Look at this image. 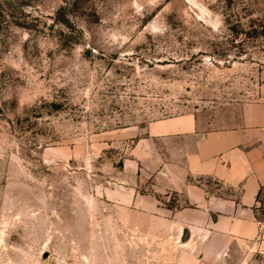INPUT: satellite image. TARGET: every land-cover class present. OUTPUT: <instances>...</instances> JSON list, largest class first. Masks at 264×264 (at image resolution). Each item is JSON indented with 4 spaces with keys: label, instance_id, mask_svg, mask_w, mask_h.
I'll use <instances>...</instances> for the list:
<instances>
[{
    "label": "rangeland",
    "instance_id": "rangeland-1",
    "mask_svg": "<svg viewBox=\"0 0 264 264\" xmlns=\"http://www.w3.org/2000/svg\"><path fill=\"white\" fill-rule=\"evenodd\" d=\"M252 101L264 0H0V264L189 262L140 202L184 206L152 188L181 144L143 131L180 115L223 129Z\"/></svg>",
    "mask_w": 264,
    "mask_h": 264
},
{
    "label": "crops",
    "instance_id": "crops-1",
    "mask_svg": "<svg viewBox=\"0 0 264 264\" xmlns=\"http://www.w3.org/2000/svg\"><path fill=\"white\" fill-rule=\"evenodd\" d=\"M142 135L148 145L181 144L159 159L152 188L182 193L184 206L163 209L151 197L140 202L143 212L171 218L179 235L186 231L179 242L190 257L185 264H264L257 216L264 194V101L240 104L236 122L223 129L200 134L194 115H180L148 123ZM153 157L150 151L149 170L156 165Z\"/></svg>",
    "mask_w": 264,
    "mask_h": 264
},
{
    "label": "built area",
    "instance_id": "built-area-1",
    "mask_svg": "<svg viewBox=\"0 0 264 264\" xmlns=\"http://www.w3.org/2000/svg\"><path fill=\"white\" fill-rule=\"evenodd\" d=\"M259 209H261V211L263 212L264 215V202L262 203V205L260 203H258L257 205V213L259 211ZM260 225V233H259V237H264V220L262 222H259ZM260 255H263L260 253Z\"/></svg>",
    "mask_w": 264,
    "mask_h": 264
},
{
    "label": "water",
    "instance_id": "water-1",
    "mask_svg": "<svg viewBox=\"0 0 264 264\" xmlns=\"http://www.w3.org/2000/svg\"><path fill=\"white\" fill-rule=\"evenodd\" d=\"M186 238H187V233H186V231L182 230L180 235H179V242L185 241Z\"/></svg>",
    "mask_w": 264,
    "mask_h": 264
},
{
    "label": "trees",
    "instance_id": "trees-1",
    "mask_svg": "<svg viewBox=\"0 0 264 264\" xmlns=\"http://www.w3.org/2000/svg\"><path fill=\"white\" fill-rule=\"evenodd\" d=\"M258 203H260L262 205L263 202H261L260 200H258Z\"/></svg>",
    "mask_w": 264,
    "mask_h": 264
}]
</instances>
